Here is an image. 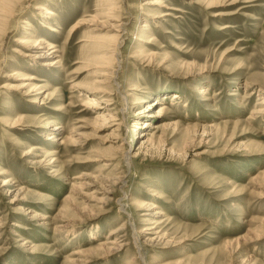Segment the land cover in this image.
<instances>
[{
	"label": "rangeland",
	"instance_id": "rangeland-1",
	"mask_svg": "<svg viewBox=\"0 0 264 264\" xmlns=\"http://www.w3.org/2000/svg\"><path fill=\"white\" fill-rule=\"evenodd\" d=\"M149 1L0 0V264H264V0Z\"/></svg>",
	"mask_w": 264,
	"mask_h": 264
},
{
	"label": "bare ground",
	"instance_id": "bare-ground-1",
	"mask_svg": "<svg viewBox=\"0 0 264 264\" xmlns=\"http://www.w3.org/2000/svg\"><path fill=\"white\" fill-rule=\"evenodd\" d=\"M197 4V3H196ZM159 5H161L162 6V2L160 1V0H151V1H149V2H147V3H145L144 4V6H150V7H154V6H159ZM164 6V5H163ZM45 10V9H44ZM43 10V11H44ZM109 10V12H110V9H108ZM173 11V10H172ZM114 12V11H113ZM169 13H161V14H159V15H156V16H154V18L153 19H158V20H162L163 18H165V17H167V16H169L168 15ZM44 15H52V13L50 12V11H48V10H45L44 11ZM92 23H94V22H92ZM95 24V23H94ZM78 25L79 26H81V25H85V23L84 22H80V23H78ZM79 26H75L74 27V29H77ZM94 26V25H93ZM96 28V27H95ZM109 28H111L112 30H114V26L113 25H110L109 26ZM115 32V31H114ZM115 40H116V43H115V45H114V47H113V49H111V50H113V52H114V50L115 51H117V49H118V35L115 37ZM26 44H24L25 45V49L27 50V52H25V53H27V54H33V56H34V59H37V60H44V59H47V58H51V59H54V61L52 62V63H50L49 65H51V66H57V65H59L60 64V60H58L57 59V56H56V53H57V51H55L54 50V46L52 45V44H50V43H48V42H46V41H42L41 43H38V44H27V42H25ZM97 63V62H96ZM99 65L97 66V67H99V68H102L104 65H102V63H98ZM103 70V69H102ZM102 70H101V72H102ZM110 70H106L105 69V71H103L102 72V77L101 78H103L102 80H100L99 82H97L98 84H99V86L98 87H95L94 88V86H90V85H92V84H90L89 86H86V85H84V86H81V84L79 85V88H81V89H83V90H81V92H83V95H84V99H83V102L81 103V107H83L85 110H98V109H104V108H106V110H104V111H99V112H97L96 113V115H95V117H94V119L91 121L92 123L91 124H93V125H95L96 127L94 128V126H92L94 129H96V130H98V129H102V127L104 128L105 126L103 125V122L105 121V120H107V119H113V115L110 113V111H112L113 109H111V107L110 106H112V105H114V103L110 100V98L109 99H105V101H106V103H105V105L102 107V105H100V103H98V99L99 100H101L105 95H109L107 92H106V88H104V86L103 85H105V84H107L110 80L109 79H111V75H112V72L110 71ZM114 73V72H113ZM30 81V79H25V81ZM94 83V82H93ZM28 85H26L25 87H27ZM77 86V85H76ZM21 88L23 89L24 88V86H21ZM20 88V89H21ZM25 89V88H24ZM97 89V90H96ZM26 90V89H25ZM34 90L35 89H27V92L25 93V95H27L28 97H30L31 95H29V93H31V92H34ZM129 91H135L134 90V88H132V89H130ZM22 92V91H21ZM38 93H40V92H38ZM45 93V92H44ZM97 94V95H99L98 96V98H93L92 96H90V94L91 95H93V94ZM203 93V92H202ZM80 94V93H79ZM87 94H89V95H87ZM37 95V94H36ZM82 95V96H83ZM34 96V95H33ZM32 96V97H33ZM178 96H176V95H173V99H176ZM104 99V98H103ZM32 101H35L36 102V98H35V100H31L30 102H32ZM102 101V100H101ZM41 105H44V103L43 102H41L40 103ZM104 104V103H103ZM159 103H157V104H155V105H158ZM262 105H264V101H262V103H261ZM140 112H137V114H139ZM258 113H263L264 114V109L261 111V112H258ZM115 114H117V113H115ZM158 116H159V114H157ZM253 115V114H252ZM30 117V116H29ZM254 120V118H253V116L252 117H250L249 119H248V121H253ZM113 121H114V119H113ZM116 122V121H115ZM111 123V122H110ZM112 125H117V127H119L120 125H118V124H111V126ZM107 126H109V125H107ZM106 126V127H107ZM143 126H148V125H146V124H144ZM16 127V126H15ZM114 127V126H113ZM11 128H14V126H11ZM48 129V125L45 127V129ZM53 130L54 131H58L59 129L58 128H53ZM115 130V129H114ZM73 138V137H72ZM72 138H66V141H70ZM47 139L48 140H54V142H59V139H54V137H47ZM68 139V140H67ZM63 141H61V143L60 144H63L62 143ZM118 143V142H117ZM35 149V148H34ZM34 149H33V151H34ZM32 150L31 151H27L25 154H24V156H30L31 154H32V152H33ZM34 153V152H33ZM47 154V153H46ZM45 158H48V159H50V162L48 163V165H52L53 163H55L56 162V159H51V157L47 154V155H45ZM128 155H126L125 154V162H127V160H128ZM0 175H4V173L3 172H1L0 173ZM83 178H85V175L84 176H78V178H77V180H79V179H83ZM103 180V179H102ZM105 182H106V184H108L109 182V180L107 179V180H104ZM108 182V183H107ZM12 183H15V182H12ZM3 186L4 185H6V184H8L6 181H3L2 183H1ZM110 184V183H109ZM112 185V184H111ZM111 185H109V186H111ZM25 191V188H24V190H23V188H21V189H19L18 191H17V193H19V192H24ZM103 191H105V190H103ZM108 191V190H107ZM109 192V191H108ZM105 193H107V192H105ZM151 193V192H150ZM108 194V193H107ZM157 194V193H156ZM154 194L153 193V196H155V197H157L158 199H164V196L163 195H160V194ZM109 195V194H108ZM18 196V195H17ZM16 195L13 197V199L11 200V203H14L17 199H16V197H17ZM106 201V200H105ZM136 204H140V201H136ZM101 205V204H100ZM141 205V204H140ZM141 207H143V205L141 206ZM154 208H156V207H152V208H150L149 206H145V211H151V209H154ZM152 213V212H151ZM24 215L25 216H31V217H35V218H37V219H42V220H44L45 218H41V216H40V214L39 213H37V212H33L31 209H25V212H24ZM149 216H150V214H148ZM148 215H144V214H142V216H147L148 217ZM157 216H159V213L158 212H154V214L152 215L151 214V216H150V218L151 219H148V220H145L147 223L149 222V221H152V222H150L149 224H148V226H147V228L146 229H143L142 230V232L143 233H147V231H150V233L151 232H153L154 230H156V224H155V222H154V218L155 217H157ZM146 219V218H145ZM122 231V229L121 228H119V229H117L115 232H113L111 235L113 236L114 235V237H116L117 239L115 240V241H113V242H109L110 244H115L117 241H118V233H120ZM140 233V232H139ZM138 234V233H137ZM110 237V236H109ZM121 238V237H120ZM120 238H119V240H120ZM137 239H138V236L136 237ZM112 240V239H111ZM108 242V241H107ZM108 243V244H109ZM107 244V245H108ZM106 246V245H105ZM112 246V245H111ZM102 247H104V246H101L100 248H102ZM112 247H114V246H112ZM119 247V246H118ZM121 248V247H120ZM119 248V249H120ZM116 250H118V249H116Z\"/></svg>",
	"mask_w": 264,
	"mask_h": 264
}]
</instances>
